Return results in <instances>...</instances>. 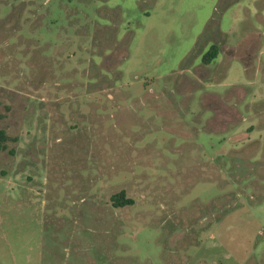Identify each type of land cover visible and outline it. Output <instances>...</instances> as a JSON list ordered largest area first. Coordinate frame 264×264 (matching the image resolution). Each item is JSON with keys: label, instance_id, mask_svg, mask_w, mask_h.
<instances>
[{"label": "rangeland", "instance_id": "374dc122", "mask_svg": "<svg viewBox=\"0 0 264 264\" xmlns=\"http://www.w3.org/2000/svg\"><path fill=\"white\" fill-rule=\"evenodd\" d=\"M220 1L0 0V264H264V0Z\"/></svg>", "mask_w": 264, "mask_h": 264}, {"label": "trees", "instance_id": "16d2710c", "mask_svg": "<svg viewBox=\"0 0 264 264\" xmlns=\"http://www.w3.org/2000/svg\"><path fill=\"white\" fill-rule=\"evenodd\" d=\"M233 2L229 0H221L217 9L213 20L217 19L218 21L221 20L223 13L230 8ZM212 20V21H213ZM220 48L218 45L213 44L210 49L202 56V62L205 65H210L213 63L219 56ZM9 137L5 130H0V154L7 149ZM112 201L117 208L130 206L134 204V201L130 198L126 197L125 191H121L112 196Z\"/></svg>", "mask_w": 264, "mask_h": 264}, {"label": "crops", "instance_id": "0c3cea01", "mask_svg": "<svg viewBox=\"0 0 264 264\" xmlns=\"http://www.w3.org/2000/svg\"><path fill=\"white\" fill-rule=\"evenodd\" d=\"M262 53H263V52L261 51V52H260V59H259L260 62H259V65L263 63V66H264V61H263V59H262V55H263ZM260 67H261V65H260ZM258 73H259V74H262V78H263V77H264V67H263V70H261V69L259 68ZM257 75H258V74H257ZM253 79H256V76H255Z\"/></svg>", "mask_w": 264, "mask_h": 264}]
</instances>
